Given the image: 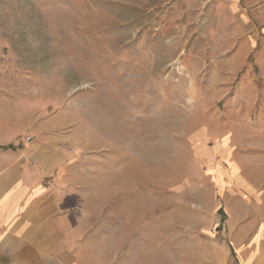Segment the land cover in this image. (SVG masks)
I'll use <instances>...</instances> for the list:
<instances>
[{"label":"rangeland","instance_id":"1","mask_svg":"<svg viewBox=\"0 0 264 264\" xmlns=\"http://www.w3.org/2000/svg\"><path fill=\"white\" fill-rule=\"evenodd\" d=\"M0 0V75L47 89L111 264H209L264 212V0Z\"/></svg>","mask_w":264,"mask_h":264},{"label":"crops","instance_id":"2","mask_svg":"<svg viewBox=\"0 0 264 264\" xmlns=\"http://www.w3.org/2000/svg\"><path fill=\"white\" fill-rule=\"evenodd\" d=\"M16 83L0 75V264H111L89 236L98 192L84 153L49 91ZM210 247L209 264H264V212Z\"/></svg>","mask_w":264,"mask_h":264}]
</instances>
